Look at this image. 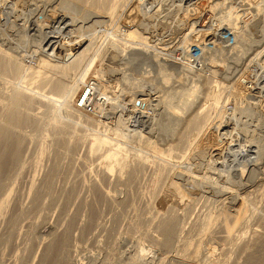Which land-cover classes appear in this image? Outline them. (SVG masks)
Listing matches in <instances>:
<instances>
[{
    "label": "rangeland",
    "instance_id": "obj_1",
    "mask_svg": "<svg viewBox=\"0 0 264 264\" xmlns=\"http://www.w3.org/2000/svg\"><path fill=\"white\" fill-rule=\"evenodd\" d=\"M175 3L176 0H0V50L10 53L6 68L0 70V134L9 132L20 139L18 160L9 171L0 174L4 175L0 180V205L5 201L0 212V264H199V258L192 261L186 257L199 248L198 256L203 257L211 247L216 248L212 257L217 264H249L253 250L264 254V85L258 83L257 92L248 89L240 95L245 100L252 97L238 111L241 97H235L233 89L239 87L243 78L249 81L250 76L256 75L259 66L255 62L264 63V0H200L199 10L205 8L200 17L178 9L181 1L178 10H173ZM215 6L231 9L229 17L237 18L239 13L236 20L240 22L231 26L236 37L234 45L211 38L215 33L210 30V21L216 18ZM65 20L84 28L91 26L95 32L86 38L81 34L74 36V47L78 48L76 52L79 50L81 68L88 66L87 59L95 50L99 52L86 83L97 81L98 94L106 98L103 101L110 110L97 112L101 117L80 112L99 124L98 129L73 117L70 108L56 105L61 94L55 95L51 90L55 89L52 82L58 84L61 78L64 83H59L63 86L65 81L72 82L79 68L77 65L74 72L64 75L47 66L51 64V53L62 48L53 38L54 27ZM132 26L137 27V34L127 37ZM196 26L206 32L196 42L191 41L188 55L197 46L208 44L211 49L210 42L219 46L218 53L209 52L214 59L202 65V72L190 68V57L181 53L187 52L183 48L185 37ZM246 31L248 34L242 39ZM241 40L251 50L247 55L242 52L244 57L239 60L241 54L233 53ZM159 47L173 54L171 69L176 65L178 70L167 71V85L161 84L163 71L157 70V64L168 60ZM15 58L25 69L40 71L43 78L33 79L25 72L15 75L10 62ZM246 59L252 63L248 65ZM263 65L260 73L264 76ZM48 77H53L51 83ZM260 79L261 76L255 83ZM156 86H162L163 91ZM82 89L72 100L74 108ZM218 89L222 98L229 97L225 99L226 113L223 110L221 117L231 114L233 118L224 126V121L217 118L218 108L212 109V101L207 99ZM173 91L160 101L164 92ZM133 98L136 102L139 98L148 99L142 109L145 115L148 113L146 120L136 115L134 106L140 104L131 103ZM150 98L157 101L152 105ZM13 109L32 117L30 120L35 123L21 128L13 121L12 124L9 116ZM206 116L218 128L222 123V131L230 142V148L223 151L221 160L215 159L213 166L201 158L206 145L201 138L208 122ZM141 119L148 122L131 133L130 126ZM105 129L109 135L119 130L125 148H92V140L98 141L91 135L93 130L105 134ZM128 138L145 139H134L132 143ZM156 151L168 163L162 176L158 173L160 162L153 157ZM241 157L248 169L255 171L246 174L245 179L234 176V182L233 174L228 172L234 159L242 160ZM230 189L239 193L233 192L232 196ZM172 224L177 227L176 238L173 245L166 247L164 230ZM142 247L150 253L139 263Z\"/></svg>",
    "mask_w": 264,
    "mask_h": 264
},
{
    "label": "bare ground",
    "instance_id": "obj_2",
    "mask_svg": "<svg viewBox=\"0 0 264 264\" xmlns=\"http://www.w3.org/2000/svg\"><path fill=\"white\" fill-rule=\"evenodd\" d=\"M179 1H181V4H180V6H179ZM198 1H200V0H176V3L172 6V9L173 10H176L177 9V7H178V9H182V10H186V12L185 13H188L189 15H190V12H194L193 13V15L192 16H197L198 15V17H200L199 15H201L203 12H202V10H205V8L204 9H201V11L199 10V7L197 6V2ZM210 1V0H209ZM212 2V1H211ZM213 4V3H212ZM216 5V4H215ZM211 6V5H210ZM213 6H214V4H213ZM213 8V7H212ZM177 9V10H178ZM73 11V10H72ZM200 12H201V14H200ZM215 14V16H216V18H214V19H212V21H210V23L212 24V25H218V29H217V33L215 32L214 34H213V36L211 37V38H214V41H220V42H223V35H224V33H226V31H228V32H232V28H231V26H233V25H235V24H238L239 22H237V18L239 17V13H238V17L236 18L235 17V15H233L232 17H229V13H232L231 12V9H227V10H223L221 7H219V6H215V8H214V11H213ZM224 12V13H223ZM226 12V13H225ZM235 13V12H234ZM230 15H232V14H230ZM260 16V15H259ZM198 17L197 18H195V19H197L198 20ZM94 19V18H93ZM255 19H256V17H255ZM254 20V19H253ZM61 21H63V20H61ZM67 20H65V22L64 23H60V24H57V25H55V29H54V33H55V35H53V38L54 39H56V40H58L59 41V43L60 44H62V48L61 49H59V51H55L54 50V48L52 47V49H53V51H55L56 53H51L53 56H51V54H50V56H51V64H49L48 63V65L47 66H49V65H51L53 68H54V70L55 71H57V70H59V71H61L64 75H66V73L67 74H69V72H74V70L76 69V67L75 66H77V65H79V63L80 62H82V60L80 61V60H78V59H80V57L77 55V53H78V51L76 52V48L74 47V44H75V42H77L76 41V39H75V37L74 36H76V37H78L77 35H79V34H81V35H83L84 36V38H86V37H88L90 34H91V32L92 33H94L95 34V32H93L94 31V29L91 27H89L88 28V26L86 27V28H84V27H81V25H79V23H77V22H73V23H69L68 21L66 22ZM170 21H173V20H170ZM254 22V21H253ZM209 25V24H208ZM251 25V24H250ZM249 24H248V26H250ZM209 26H211V25H209ZM133 27V26H132ZM208 27V26H207ZM226 27V28H225ZM137 28V27H136ZM136 28H131V30L128 32V33H126L128 36L127 37H132L134 34H137V29ZM198 27L196 26L195 28H192V29H190V31H189V33L186 35V37H185V42H184V44H183V48L187 51V52H185V51H181V53L184 55V56H186V55H188V49H189V47H188V45L190 44V43H192V42H196V40H198V38L200 37V35L202 36V35H204V33L206 32L205 30L206 29H203V30H200V29H197ZM229 28V29H228ZM126 29V28H125ZM128 29V28H127ZM210 29V28H209ZM208 29V30H209ZM220 29H222L223 30V32L221 33V32H219L220 31ZM92 30V31H91ZM210 30H212V27H211V29ZM246 30V29H245ZM252 30V29H251ZM250 29H249V31L250 32H252ZM74 31V32H73ZM96 31V30H95ZM244 31V30H243ZM248 31H246V32H243V34H242V36H241V38L243 39V36L247 33ZM249 32V33H250ZM253 33V32H252ZM251 33V34H252ZM69 34H71V35H69ZM248 34V33H247ZM93 35V34H92ZM100 35V34H99ZM94 36V35H93ZM114 36V35H113ZM116 36V35H115ZM197 36V37H196ZM238 36H240V34L238 33ZM74 37V38H73ZM124 37H126V36H124ZM206 37V36H205ZM251 37V36H250ZM81 38V37H80ZM115 38H118V37H115ZM123 38V37H122ZM202 38V37H201ZM232 44H228L229 46H231V45H234L235 44V42H236V37H235V34L232 32ZM244 38H245V36H244ZM248 38V37H247ZM252 38V37H251ZM90 39V38H89ZM88 39V40H89ZM121 39V38H120ZM203 39V38H202ZM84 40V39H83ZM93 40V39H92ZM92 40H90V42L92 41ZM122 40V39H121ZM125 40V39H124ZM251 40V39H250ZM85 41V40H84ZM115 41V40H114ZM192 41V42H191ZM211 41V40H210ZM243 40H241V42H240V45H239V47H236V49H235V51H234V53L233 54H241V56H239L240 58H239V60H242L243 59V57H244V54L245 55H247L248 53H250V52H248L249 51V49H250V47H248L249 49L247 50L246 49V47H247V43H243L242 42ZM93 42V41H92ZM99 42V41H98ZM128 42V41H127ZM79 43V42H78ZM81 43V42H80ZM82 43H84V42H82ZM122 43V42H121ZM205 43H206V41H205ZM212 42H210L209 44L211 45V46H213V47H211V49L208 47V44H205L204 45V47L202 48L201 46H197L196 48H198V50H199V55L198 56H196V57H193L192 58V56H191V54L189 53V57L190 58H192V59H190V63L192 64V67L191 66H189L190 68H192V69H196L198 72H202V65L203 66H205L204 64L208 61H210V62H212L213 61V59H214V56L211 54V53H209V52H211V51H213V52H217L218 53V48H219V46H218V48H217V44L215 45V43L212 45L211 44ZM224 43V42H223ZM51 44V43H50ZM49 44V45H50ZM87 44H89V41H88V43ZM87 44H86V46H87ZM222 44V43H221ZM252 44V43H251ZM48 45V46H49ZM82 45V44H81ZM81 45H79V46H81ZM93 45V44H92ZM91 44H90V46H92ZM192 45V44H191ZM218 45H219V43H218ZM257 45V44H256ZM114 47L116 46V44H114L113 45ZM163 46H166V45H163ZM193 46V45H192ZM203 46V45H202ZM253 46V45H252ZM39 47V46H38ZM56 48V47H55ZM58 48H60V46L58 47ZM57 48V49H58ZM92 48V47H91ZM163 48V47H162ZM162 48L161 47H159V49L158 50H161V52L162 51H164V52H166V53H164V54H162L161 52H159V55H161L162 54V56L164 57H166L168 60H166V59H163V62H161L160 64H157V65H159L158 67H157V70L159 71H163V73H162V76L160 75V79H161V84H165V85H167V84H169V82H168V77L169 76H167L168 75V73H167V71H170V70H173V71H178V70H175L176 69V65H175V67L173 68V69H171V63L174 61V60H171L172 59V53L171 52H169V51H165V50H162ZM207 48H209L210 50H208ZM45 49V48H44ZM48 49V48H47ZM56 49V50H57ZM78 49V48H77ZM81 49H83L82 47H81ZM87 50H88V48H86ZM97 49V48H96ZM99 49V48H98ZM38 50V49H37ZM95 50V49H94ZM93 50V51H94ZM152 50V49H151ZM246 50H247V52H246ZM251 50V49H250ZM92 51V52H93ZM230 50H228V52H229ZM49 52V51H48ZM51 52V51H50ZM49 52V53H50ZM83 52V51H82ZM242 52H244V54H242ZM94 53V52H93ZM157 53V55H158V52H156ZM10 53H8V52H5V51H3V50H0V70H4L5 68H6V64H7V56L9 55ZM79 54V53H78ZM99 54V52L97 51V50H95V54L92 56V58L89 60V59H87V62H88V66H85L84 68H81L80 67V65L78 66L79 68H77V73L75 74V77H74V79H73V81L72 82H69V83H66V81H65V84L66 85H62L63 83H64V79H59L58 81L60 82V80H62L63 81V83H59L58 82V84H54V82H52L53 83V87L55 88V89H51V90H53L54 92H55V95H59V94H61L60 96H61V98H60V101H59V103H57L56 105H58V106H62V107H64V108H66V110L67 109H69L70 108V110L71 111H69V113L73 116V117H75V118H77V119H79V121H84V122H86L87 123V125H90V124H93L94 126L93 127H95L96 129H98L97 127L99 126V124H96V122H94L93 120H91L90 118H88L86 115H92V116H97V117H101L102 115H99V114H97V112H99V111H106V109H107V103H104V101H105V97H102L100 94H98V91H97V87H96V85H97V81L95 80H91V81H89V82H87L86 83V81H87V76H88V74H89V72L93 69V66H94V64H95V58L97 57V56H99L98 55ZM42 55H44V54H42ZM48 55V54H47ZM92 55V54H91ZM156 55V56H157ZM45 56V55H44ZM49 56V55H48ZM85 56V55H84ZM213 56V57H212ZM15 57V56H14ZM13 56H12V58H14ZM46 57V56H45ZM79 57V58H78ZM83 57V56H82ZM44 58V57H43ZM85 58V57H84ZM126 58V57H125ZM185 58V57H184ZM246 58V57H245ZM244 58V59H245ZM81 59H83V58H81ZM98 59V58H97ZM224 59V58H223ZM248 59V58H247ZM246 59V61L247 62H249V60H247ZM42 60H44V59H42ZM48 60V59H47ZM131 60H132V56H131ZM239 60H237L238 62H240L241 63V61H239ZM80 61V62H79ZM149 61V60H148ZM165 61L166 62H168V63H165ZM185 61H187L186 59H184V62ZM224 61V60H223ZM11 65H12V70L14 71V73H15V75H21V74H23L24 72L26 73V74H29L28 76H31L33 79H37L38 80V78L41 76V72L40 71H36V72H31L30 70H28V69H25L23 66H22V64H21V61L18 59V58H15V59H11ZM44 62V61H43ZM48 62H49V60H48ZM127 62V61H126ZM159 62V61H158ZM175 62V61H174ZM148 63V62H147ZM181 63H183V62H181ZM223 63V62H222ZM243 63V62H242ZM242 63H241V65H242ZM245 64H246V62H244ZM252 63V60H250V62L248 63V65L249 64H251ZM255 65H256V67L257 66H259V68H258V72H255V76H250V80L249 81H247L248 79L246 78H243L242 80H240L241 81V83H240V85H239V87H234L233 89H234V91H235V97L236 96H240V95H244V93H246V91L248 90V89H251V91H254V92H257L256 90H257V85H258V83H262L263 85H264V76H263V73H260L261 71H262V69L263 68H261L262 66V64H264V63H260V64H256V62L254 63ZM240 65V66H241ZM244 65V64H243ZM242 65V66H243ZM155 66V65H154ZM252 66H254L253 64H252ZM264 66V65H263ZM51 67V68H52ZM50 68V67H49ZM73 68H75L74 70H73ZM152 69V68H151ZM51 71V70H50ZM147 71H149V70H147ZM172 71V72H173ZM52 72H53V70H52ZM60 72V73H61ZM149 72H151V71H149ZM156 72V71H155ZM209 72V71H208ZM157 73V72H156ZM209 73H211V71L209 72ZM208 73V74H209ZM216 72H213L212 71V74H215ZM147 74V73H146ZM161 74V73H160ZM177 74L179 75V73L177 72ZM205 75V74H204ZM180 76V75H179ZM178 76V77H179ZM200 76H202V75H199L198 77H200ZM210 76H212L211 74H210ZM259 76H261V79H260V82H257V83H255L257 80H258V78H259ZM42 77V76H41ZM145 77V76H144ZM216 77V76H215ZM218 77V76H217ZM216 77V78H217ZM31 78V79H32ZM43 78V77H42ZM47 77H45V81L47 80L46 79ZM49 78V77H48ZM53 77H51V78H49V82L51 81L50 79H52ZM58 78V77H57ZM63 78H65L64 76H63ZM71 78V77H70ZM212 78V77H211ZM226 78V77H225ZM213 79H215L214 78V76H213ZM223 79V78H222ZM44 80V79H43ZM54 80V79H53ZM135 80V79H134ZM146 80V79H145ZM178 80V79H177ZM212 80V79H211ZM42 81V80H41ZM68 81H70V80H68ZM154 81V80H153ZM216 81V82H215ZM215 81H214V83H216L217 84V80L215 79ZM247 81V82H246ZM145 82V81H144ZM178 82V81H177ZM51 83V82H50ZM248 83H251V86H248ZM43 84V83H42ZM141 84V83H140ZM155 84V83H154ZM158 84V83H157ZM85 85V86H84ZM83 86H84V90L82 89L83 88ZM99 86V85H98ZM145 86V85H144ZM158 86H160V84L158 85ZM52 87V88H53ZM157 87V86H156ZM129 88V87H128ZM83 90V92H82V95L80 96V98H79V101H78V103L80 102V100L82 101V100H84V98L86 97V99L84 100V102H83V104L81 105V107L79 106V105H77V104H75V108L73 107V105H72V100L75 98V96L79 93V91L80 90ZM132 89H134V88H132ZM131 89V90H132ZM157 89H158V87H157ZM143 90V89H142ZM142 90L140 91V90H138L139 92H142ZM160 92L161 91H163V88H162V86L158 89ZM243 90V91H242ZM52 91V93H54ZM138 91H136L137 93H138ZM172 91V90H171ZM136 92H134V93H136ZM224 92V91H223ZM132 93H133V91H132ZM165 94H163L164 95V97H162L161 96V100L160 101H163L164 99H166L168 96H170V95H172L173 93H174V91L173 92H164ZM225 93V92H224ZM226 93H228V92H226ZM225 93V94H226ZM123 94V93H122ZM224 94V95H225ZM229 94V93H228ZM227 94V95H228ZM131 95H133V94H131ZM134 95H136V94H134ZM251 95V94H250ZM245 96H246V94H245ZM248 96V95H247ZM255 96V95H254ZM83 97V98H82ZM130 97V96H129ZM140 97H144V96H140ZM222 97H223V95H222ZM221 97V93H220V91H219V89H218V91L216 90V93L214 94V95H212V96H208V98L207 99H209V101H212V106L213 107H211L212 109L213 108H215V109H217L218 108V110L217 111H219V113H218V115H217V118L218 119H222L226 124H224V122H220L223 126L224 125H227V124H229V122L233 119L232 118V116H230V115H226V114H224L223 115V117H221L222 116V112H223V110H224V113H226L225 112V103L227 102L228 103V101H225V99H227V100H229V97H227V98H222ZM241 97V96H240ZM252 96H248V98L245 100V98L246 97H241V99L238 101L239 103H237V104H239L238 106L237 105H235V106H237V108H236V110L237 109H239L240 108V106L245 102H248L249 101V99L251 98ZM135 99H137L136 97H134ZM134 98H133V100L131 101L130 100V102L132 103L133 101H135V104L138 102L140 105H135L134 107L136 108V115H139V117L140 118H142V119H145L146 120V118H148V113L145 115V113L146 112H144V110H142L143 109V106L145 105L146 106V104L145 103H148L147 102V100L148 99H138V101L136 102V100H134ZM170 98V97H169ZM244 98V99H243ZM231 99V98H230ZM235 99V98H234ZM239 99V98H238ZM237 99V100H238ZM104 100V101H103ZM112 100V99H111ZM170 100H171V98H170ZM156 102L157 100H151V98H150V100H149V103H151V102ZM208 101V102H209ZM106 102V101H105ZM110 102H112V101H110ZM236 102V101H235ZM109 104V103H108ZM134 104V103H133ZM133 104H130V105H133ZM152 104V103H151ZM158 104V103H157ZM209 104L211 105V103L209 102ZM235 104V103H234ZM18 105V104H17ZM153 105V104H152ZM158 106V105H157ZM127 107H129V105H127ZM131 107V106H130ZM147 107L148 108H150L151 110H155L153 107H151L150 105H147ZM209 107V106H208ZM239 107V108H238ZM126 107H124V109H125ZM209 109H210V107H209ZM212 109H211V111H212ZM230 109H232V108H230ZM108 111L110 110V107H108V109H107ZM233 110V109H232ZM235 110V111H236ZM107 111V112H108ZM128 111V110H127ZM130 111V110H129ZM156 111V110H155ZM216 111V110H215ZM238 111V110H237ZM84 113V114H86V115H84V114H81V113ZM106 112V113H107ZM131 112V111H130ZM228 112V111H227ZM132 113H134V111L132 112ZM214 113H216V112H214ZM229 113V112H228ZM11 115L9 116V117H11L10 118V122H14L15 124H17V125H19V127L21 128L22 127V125H26V124H28V125H26V126H30L31 124H29V123H32V124H34L35 123V121H33V120H30V119H32V117L29 119V117L27 116L26 117V115H22V113H20L19 111H17V110H15V109H13L12 111H11V113H10ZM233 114H234V111H233ZM238 114V113H237ZM209 115V114H208ZM240 115V114H239ZM30 116V115H29ZM53 116V115H52ZM209 116H211V115H209ZM207 117V116H206ZM234 117V116H233ZM133 118V117H132ZM150 118V117H149ZM138 119V118H137ZM141 119V121H138V122H135L136 124L133 126H130L129 124V126L131 127V128H133V129H129V131L132 133V132H134L135 131V133L136 132H138V131H136L139 127L140 128H142V126H144V125H146V122H148V120L147 121H143ZM153 119V118H152ZM207 119H208V117H207ZM210 119V118H209ZM208 119V122H207V125H206V127H208V128H206L205 127V130H204V132H202L201 133V138H202V141L204 142V143H206V145H205V149H204V151L202 152V155H201V158L203 159L202 161H203V163H204V161H205V164H208V163H211V165L213 164V162L215 161V159H222V157H223V151L224 150H226L227 148H230V145H229V137H228V139H227V135L226 134H224V132L222 131V129L223 130H225V128H221V124L219 125L220 127L218 128L217 126V124L215 125L214 124V121H210ZM214 119V118H213ZM157 120V119H156ZM30 121H32V122H30ZM210 121V122H209ZM13 122H12V124H13ZM14 124V125H15ZM131 124V123H130ZM218 124H219V122H218ZM96 125V126H95ZM106 125V124H105ZM213 125H215L218 129L216 130V128H213ZM16 126V125H15ZM26 126H24V127H26ZM92 126V125H91ZM100 126H101V124H100ZM103 126H104V124H103ZM18 127V126H17ZM127 126H125V129H127L128 130V128H126ZM100 128V127H99ZM102 128V127H101ZM100 128V129H101ZM115 128V127H114ZM121 128V127H120ZM92 129V128H91ZM108 129V128H107ZM122 129V128H121ZM144 129V128H143ZM142 129V130H143ZM3 130H5V129H2V131ZM112 130V128L110 129V131ZM126 130V131H127ZM101 131H102V129H101ZM108 131V130H107ZM144 131V130H143ZM6 132H7V129H6ZM105 132H106V129H105ZM109 132V131H108ZM108 132H106L105 134H103V133H100V130H98V131H96V130H93V133L91 134L92 136H95V137H97V140L98 141H93L92 140V145H90V146H92V148H94V149H98V150H100V148L103 150V148L104 147H107V146H110V148L112 147V149L113 148H125V147H123V143H124V141L122 140V138H120L121 136H120V131L119 130H115L114 132H113V134H115V138L114 137H112V132H111V135H109V134H107ZM140 132V131H139ZM217 132V133H216ZM127 133V132H126ZM130 133V134H131ZM128 134H129V132H128ZM129 134V135H130ZM147 134V133H146ZM1 135H3V136H1ZM86 136H84V137H87L88 138V134H85ZM122 135H124V134H122ZM135 135V134H134ZM141 135H142V133H141ZM0 174H3V172L5 171V172H7V169H8V171L10 170V166L12 165L13 166V164L18 160V158H19V141H20V139H17V135L15 134V136L13 135V134H11V133H4L3 134V132H2V134H0ZM218 136H220V137H218ZM126 137H127V135H126ZM135 137V136H134ZM89 139V138H88ZM87 139V140H88ZM129 139V141H132V143H133V141H135L136 139H138V140H136V141H139V142H142L143 141V139H145V138H128ZM132 139V140H131ZM84 140H85V138H84ZM89 140H91V139H89ZM89 140L87 141V142H89ZM149 140V139H148ZM262 140V139H261ZM100 141H102V142H100ZM261 142V141H260ZM21 143V142H20ZM126 143L127 142H125V145H126ZM90 144V143H89ZM128 144H130V143H128ZM128 144H127V147H128ZM137 144V143H136ZM196 144H199L198 143V141H196ZM261 144H262V142H261ZM124 145V146H125ZM133 145V144H132ZM114 146V147H113ZM131 146V145H130ZM136 147H138V146H136ZM259 147L261 148L262 147V145H260L259 144ZM108 148V147H107ZM106 148V149H107ZM133 148V147H132ZM195 148H197V147H195ZM259 148V149H260ZM109 149V148H108ZM134 149V148H133ZM42 154V153H41ZM137 154V153H136ZM43 155V154H42ZM138 155H139V153H138ZM141 156V155H140ZM139 156H137V158H138ZM153 157L156 159V160H159L158 162H160V163H158L159 164V167H158V170H159V174H160V176H162V173H163V171L166 169V167H167V165H168V163H167V160H166V158H164V157H162L161 156V153L159 152V151H156L155 153H154V155H153ZM169 157H170V155H169ZM185 158V157H184ZM231 158H233V157H231ZM237 158V157H236ZM242 158V157H241ZM142 159V158H141ZM155 159H153V161H155ZM41 160V159H40ZM235 161V164H234V166L230 169V172H228L229 173V175L231 176L232 174H233V176L231 177L232 179H233V181H234V179L237 177L238 178V175L240 176V177H242V178H244L245 176H247L246 174H251V172L253 173L255 170L254 169H248V167H247V165H245L247 162H245L244 163V161H246L244 158H242V160H240V159H238V160H236V159H234ZM249 160V159H248ZM162 161V162H161ZM250 161V160H249ZM155 162H157V161H155ZM207 162V163H206ZM216 162V161H215ZM185 163V162H184ZM213 166V165H212ZM249 166V165H248ZM206 167V166H205ZM207 167H208V165H207ZM209 168L211 169L212 167H210V165H209ZM239 168V169H238ZM178 169V168H177ZM179 169H181V167L179 168ZM182 170V169H181ZM186 170H187V168H186ZM189 171H190V169H188ZM202 170L204 171V170H206L205 168H202ZM208 170V169H207ZM206 170V171H207ZM229 171V170H228ZM239 171L241 172V175L240 174H238L239 173ZM2 172V173H1ZM181 172V171H180ZM186 172V171H185ZM188 172V171H187ZM187 172L185 173V174H187ZM217 172H218V170H217ZM227 173V172H226ZM232 173V174H231ZM183 174H184V172H183ZM4 175H1L0 176V180H1V177H3ZM158 176V175H157ZM229 176V177H230ZM235 176V178H233ZM250 176V175H249ZM156 177V176H155ZM230 178V179H231ZM247 178V177H246ZM231 179V180H232ZM240 179V178H239ZM245 179V178H244ZM199 180V179H198ZM198 180H196V181H198ZM35 181V180H34ZM192 181V180H191ZM190 181V182H191ZM195 181V180H194ZM193 181V182H194ZM233 181H232V183H233ZM239 181V180H238ZM235 182V181H234ZM244 182V181H243ZM1 183V182H0ZM195 184V186H196V182H194ZM231 183V184H232ZM2 184V183H1ZM191 184V183H190ZM230 184V185H231ZM234 184V183H233ZM193 185V184H192ZM191 185V186H192ZM239 185V184H238ZM190 186V187H191ZM195 186H194V188H195ZM235 186V185H234ZM234 186H232V187H234ZM193 187V186H192ZM231 187V188H232ZM237 187H239V186H237ZM200 188V187H199ZM198 188V189H199ZM244 188V187H243ZM238 190V189H237ZM99 191V190H98ZM230 192H232V196L234 195V193H236V194H238L237 193V191L236 192H234L232 189H230ZM234 192V193H233ZM104 195V194H103ZM9 196V195H8ZM106 196V195H105ZM238 196V195H237ZM239 196H241V195H239ZM244 196V195H243ZM235 197V196H234ZM242 197V196H241ZM7 199H8V197H6ZM11 199V198H10ZM235 199V198H234ZM242 199V198H241ZM245 199V197L243 198V200ZM233 201H235V202H237L236 200H233ZM3 202L5 203V201H2V204L0 205V212H1V209H2V206L4 205L3 204ZM7 202V201H6ZM1 203V202H0ZM242 204V203H241ZM226 215V214H225ZM248 216V215H247ZM235 219V218H234ZM242 219V218H241ZM225 231V230H224ZM226 233V232H225ZM255 233V232H254ZM262 233V232H261ZM176 234H177V227H176V225H170L169 227H167L165 230H164V237H165V240L163 241L164 243V245L166 246V247H169V246H171V245H173V241H174V239L176 238ZM256 234H258V233H256ZM259 235V234H258ZM183 236V235H182ZM255 236H257V235H255ZM260 237V235L257 237V238H259ZM242 239V238H241ZM256 240V239H255ZM262 240V239H261ZM257 241V240H256ZM259 241V240H258ZM222 242V241H221ZM260 242H263V241H260ZM260 242H259V244H260ZM56 243H58V242H56ZM238 243V242H237ZM257 243V242H256ZM239 244V243H238ZM237 244V245H238ZM253 244H255V243H253ZM263 245V244H262ZM249 246H253V245H249ZM146 247V246H145ZM248 247V246H247ZM51 249H52V247H50ZM148 248V247H147ZM258 248V247H257ZM150 249V248H149ZM207 249V248H206ZM215 249L216 248H210V249H207V252L204 254L203 253V257L202 256H198V254L200 253V252H198L199 250H201L200 248H199V250H197V251H195V250H193V251H191V256H190V254H188L189 256L188 257H186V258H188V259H190V260H195L196 261V259H198L197 260V262L199 263V264H217V263H215V259H213V253L215 252ZM249 249V248H248ZM247 249V250H248ZM53 250V249H52ZM56 250V249H55ZM258 250V249H257ZM262 250H263V248H262ZM59 251V250H58ZM243 251V250H242ZM249 251V250H248ZM258 251H261V250H258ZM257 251V252H258ZM43 252V251H42ZM60 252V251H59ZM253 252H254V250H253ZM253 252H251V254H249L250 256H251V258H250V256H249V259H250V261H249V259H248V263L249 264H264V254H262V255H260V254H255V252L253 253ZM262 252V251H261ZM50 253V252H49ZM52 253V252H51ZM148 253H150L148 250H146L144 247H142L141 248V251H140V254H141V256L139 255V259H140V257H141V259L139 260L138 259V262L139 261H143V260H145V256H147L146 254H148ZM250 253V252H249ZM253 253V254H252ZM262 253H264V252H262ZM47 255V254H46ZM50 255V254H49ZM49 255H48V257H49ZM52 255V254H51ZM50 255V256H51ZM53 255H54V251H53ZM152 255H154V254H152ZM155 255H156V252H155ZM154 255V256H155ZM258 255H260V256H258ZM57 256H58V254H57ZM151 256V255H150ZM154 256L152 257L153 259H154ZM53 257V256H52ZM156 257V256H155ZM147 258H149V257H146V259ZM151 258V257H150ZM185 258V257H184ZM185 258V259H186ZM215 258V257H214ZM47 259V258H46ZM152 259V260H153ZM183 260V261H185L186 262V260H187V262H188V259H186V260ZM217 259V258H216ZM59 260H60V258H59ZM136 260H137V258H136ZM151 260V261H152ZM218 260V259H217ZM58 261V260H57ZM61 261V260H60ZM57 263V262H56ZM140 263V262H139ZM154 264V263H153ZM190 264V263H189Z\"/></svg>",
    "mask_w": 264,
    "mask_h": 264
},
{
    "label": "built area",
    "instance_id": "obj_3",
    "mask_svg": "<svg viewBox=\"0 0 264 264\" xmlns=\"http://www.w3.org/2000/svg\"><path fill=\"white\" fill-rule=\"evenodd\" d=\"M216 26V25H215ZM212 30L214 31V32H216L217 33V29H218V26L217 27H214V25L212 26ZM219 32H223V30L222 29H220V31ZM214 39V38H213ZM223 42L225 43L224 45H227V46H229L230 44H232L233 42H232V32H228V31H226V33H224V35H223ZM229 44V45H228ZM199 55V50H198V48H196V51H194V53L191 55L192 56V58L193 57H196V56H198ZM192 58H190V59H192ZM87 97V96H86ZM86 97L84 98V100L86 99ZM83 98V97H82ZM84 100H80V102L77 104V105H79L80 107H81V105L83 104V102H84Z\"/></svg>",
    "mask_w": 264,
    "mask_h": 264
}]
</instances>
